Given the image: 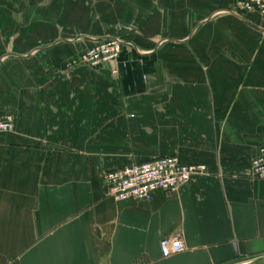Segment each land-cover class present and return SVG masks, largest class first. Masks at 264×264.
Instances as JSON below:
<instances>
[{
  "label": "crops",
  "instance_id": "obj_1",
  "mask_svg": "<svg viewBox=\"0 0 264 264\" xmlns=\"http://www.w3.org/2000/svg\"><path fill=\"white\" fill-rule=\"evenodd\" d=\"M232 5L0 0V264H264V20ZM114 37L117 62H81ZM172 155L209 175L108 195L106 172Z\"/></svg>",
  "mask_w": 264,
  "mask_h": 264
},
{
  "label": "built area",
  "instance_id": "obj_2",
  "mask_svg": "<svg viewBox=\"0 0 264 264\" xmlns=\"http://www.w3.org/2000/svg\"><path fill=\"white\" fill-rule=\"evenodd\" d=\"M231 11L241 16L257 13L264 20V0H233ZM124 44L120 38L103 39L83 51L79 58L91 67L108 66L120 59ZM15 129V115L12 112L1 113L0 133ZM209 173L205 164H185L178 156L172 155L108 171L103 176V182L108 195L116 200L149 201L158 190L174 196L194 176H207ZM250 176L264 180V146L251 162ZM160 248L162 256L168 258L182 252L184 242L181 236L165 237L161 240Z\"/></svg>",
  "mask_w": 264,
  "mask_h": 264
}]
</instances>
